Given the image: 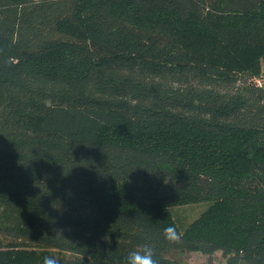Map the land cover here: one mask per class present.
I'll return each instance as SVG.
<instances>
[{
	"label": "trees",
	"instance_id": "obj_1",
	"mask_svg": "<svg viewBox=\"0 0 264 264\" xmlns=\"http://www.w3.org/2000/svg\"><path fill=\"white\" fill-rule=\"evenodd\" d=\"M0 238V264H264V0H0Z\"/></svg>",
	"mask_w": 264,
	"mask_h": 264
},
{
	"label": "rangeland",
	"instance_id": "obj_2",
	"mask_svg": "<svg viewBox=\"0 0 264 264\" xmlns=\"http://www.w3.org/2000/svg\"><path fill=\"white\" fill-rule=\"evenodd\" d=\"M207 202H196L182 206H174L170 208L171 214L177 222L180 230H183L188 224L192 223L207 208ZM0 240H2L0 238ZM171 260L182 262L185 264H206L210 259L214 264H226V259L221 252L214 253L211 257L198 253H180L172 251L167 255Z\"/></svg>",
	"mask_w": 264,
	"mask_h": 264
},
{
	"label": "clouds",
	"instance_id": "obj_3",
	"mask_svg": "<svg viewBox=\"0 0 264 264\" xmlns=\"http://www.w3.org/2000/svg\"><path fill=\"white\" fill-rule=\"evenodd\" d=\"M163 236L170 244H176L180 240V234L174 226H168L163 230ZM43 264H54V261L45 257ZM126 264H159L155 258V249L150 243H145L140 250H132L126 257Z\"/></svg>",
	"mask_w": 264,
	"mask_h": 264
}]
</instances>
